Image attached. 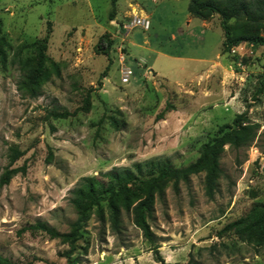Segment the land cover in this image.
I'll return each mask as SVG.
<instances>
[{"label":"rangeland","instance_id":"rangeland-1","mask_svg":"<svg viewBox=\"0 0 264 264\" xmlns=\"http://www.w3.org/2000/svg\"><path fill=\"white\" fill-rule=\"evenodd\" d=\"M188 5L0 0V179L26 167L0 183V264H264V244L226 230L264 214V46L224 52L220 17L194 18ZM122 57L133 72L127 84ZM242 113L259 127L240 147L222 146L212 196L203 171L180 193L169 183L156 197L153 244L132 210L122 209L119 230L105 202L79 222L72 202L86 182L153 159L188 166Z\"/></svg>","mask_w":264,"mask_h":264},{"label":"trees","instance_id":"trees-1","mask_svg":"<svg viewBox=\"0 0 264 264\" xmlns=\"http://www.w3.org/2000/svg\"><path fill=\"white\" fill-rule=\"evenodd\" d=\"M189 14L197 19L208 21L214 15L221 19L224 33L223 51L226 52L243 42L253 46H264V37L261 35L264 27V0H189ZM233 21L234 24H230ZM2 20L0 18V42L2 36ZM38 66L36 77L44 79V62L46 60V41L37 42ZM2 49L0 45V56ZM102 77L106 76V72ZM86 109L90 99L86 101ZM166 111V109H165ZM69 113L55 114L54 118H66ZM259 125L252 123L246 113L239 114L232 125H224L219 129L218 136L211 142L202 145L199 158L185 167H175L167 162L149 160L136 163L132 167H116L102 173V180L88 181L84 188L77 191V198L73 206L79 214V222L86 219L87 215L95 208H101L105 202L109 209L110 221L114 230H119L122 224V209L134 215V223L143 233L144 238L154 243V234L147 221L152 213L156 197L162 198L165 187L171 183L173 191L180 193L182 183L188 184L191 177L200 172H206V191L212 196L218 179L223 175L220 164L222 146L231 144L240 147ZM20 157L15 150L11 156L12 162ZM26 172V167L8 169L1 176L0 183L8 184L18 173ZM256 210V208H255ZM102 218V215H101ZM51 236H56L54 230L43 225L40 226ZM234 231L240 238L253 239L257 244H264V214L256 219L250 216L243 217L226 227Z\"/></svg>","mask_w":264,"mask_h":264},{"label":"built area","instance_id":"built-area-1","mask_svg":"<svg viewBox=\"0 0 264 264\" xmlns=\"http://www.w3.org/2000/svg\"><path fill=\"white\" fill-rule=\"evenodd\" d=\"M137 24H139L144 30H149L150 28V21L149 20H138ZM121 72H122V82L129 83L131 76L133 75L132 70L128 67L127 61L124 57L121 58Z\"/></svg>","mask_w":264,"mask_h":264}]
</instances>
